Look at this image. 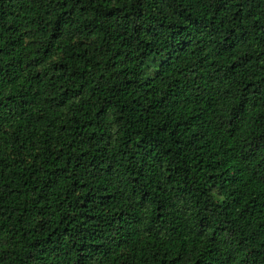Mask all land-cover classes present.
Masks as SVG:
<instances>
[{"label": "trees", "instance_id": "obj_1", "mask_svg": "<svg viewBox=\"0 0 264 264\" xmlns=\"http://www.w3.org/2000/svg\"><path fill=\"white\" fill-rule=\"evenodd\" d=\"M0 264H264V0H0Z\"/></svg>", "mask_w": 264, "mask_h": 264}, {"label": "rangeland", "instance_id": "obj_2", "mask_svg": "<svg viewBox=\"0 0 264 264\" xmlns=\"http://www.w3.org/2000/svg\"><path fill=\"white\" fill-rule=\"evenodd\" d=\"M162 59H163L162 57L158 58L159 62L162 61ZM151 61H152V59H151ZM149 75H151V74H148L147 76H149ZM147 76L145 75V76H143V78L146 79Z\"/></svg>", "mask_w": 264, "mask_h": 264}]
</instances>
